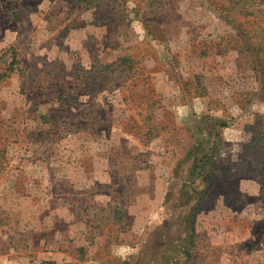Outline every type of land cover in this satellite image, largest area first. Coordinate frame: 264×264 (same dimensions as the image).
I'll return each mask as SVG.
<instances>
[{"label":"rangeland","instance_id":"1","mask_svg":"<svg viewBox=\"0 0 264 264\" xmlns=\"http://www.w3.org/2000/svg\"><path fill=\"white\" fill-rule=\"evenodd\" d=\"M262 37L264 0H0V264H264Z\"/></svg>","mask_w":264,"mask_h":264},{"label":"trees","instance_id":"2","mask_svg":"<svg viewBox=\"0 0 264 264\" xmlns=\"http://www.w3.org/2000/svg\"><path fill=\"white\" fill-rule=\"evenodd\" d=\"M78 1H86V0H78ZM246 0H243V2H245ZM261 41H262V44H264V37L261 38ZM250 45V44H249ZM262 45L260 44V47ZM251 47V45H250ZM258 50H256V54H260V52L262 51V48L260 49L259 47H257ZM249 50H251V52L254 51V49L250 48ZM254 53V52H253ZM15 53L12 52V55L11 57H14ZM15 62V59L13 58V63ZM259 62L260 64L264 62V59L263 57L259 58ZM259 64V65H260ZM261 71H260V75H261ZM262 75L264 76V70H263V73ZM264 85V80H263V83ZM263 90H264V87H263ZM225 126L224 124H217L216 125V128L213 129V134H208L207 136H201L198 140V143L196 146L193 147V150L194 152L191 153V155H193V166H192V169H191V176H197V177H201V173L200 171L202 170V168L209 162V160H212V153L214 152V149H217V142L216 140L218 139L219 137V134H218V130L217 128H221ZM205 180V182H209L212 178V174L208 173L206 176L204 177H201ZM191 236H192V233H191ZM188 257L190 258L191 256L188 255Z\"/></svg>","mask_w":264,"mask_h":264}]
</instances>
